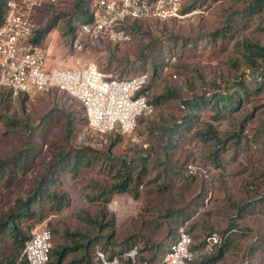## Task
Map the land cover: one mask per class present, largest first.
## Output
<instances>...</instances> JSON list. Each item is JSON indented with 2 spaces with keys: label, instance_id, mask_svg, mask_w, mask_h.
<instances>
[{
  "label": "rangeland",
  "instance_id": "374dc122",
  "mask_svg": "<svg viewBox=\"0 0 264 264\" xmlns=\"http://www.w3.org/2000/svg\"><path fill=\"white\" fill-rule=\"evenodd\" d=\"M16 1L25 6L38 29L51 21L55 22L54 27L44 31L39 40L45 54L44 71L93 63L101 71L116 76L145 73L148 75L145 92L149 100L168 90L181 97L201 93L203 89L211 91L212 83L223 89L228 88L237 81V75L245 83L259 82V91L243 96L244 103L239 104L240 108L226 119L213 121L212 112L208 108L201 109L197 128H192L185 144L161 164L152 160L153 156H160L157 147L161 146V141L156 127L161 123L160 119L168 122L182 115L176 107L179 103L177 98L154 105V115L138 124L132 135L119 136L116 132L99 135L88 128L82 105L66 94L44 91L26 96L24 101L19 100L20 95L11 97L7 105L0 108V116L9 117V120H0V162L27 152L30 169L23 175L17 173L10 187L4 186L6 176L0 177V210L13 206L18 198L27 197L29 190L39 181V176L46 172V166L57 155L75 147H88L101 152L103 156L99 155L100 159L96 158L93 166L85 167L76 174L64 172L58 175L59 185L56 188L66 193L68 205L57 213L45 209V219L40 223H31L30 235L32 231L43 228L88 229L77 220L76 215L81 211H87L91 216L98 215L102 206L100 202L89 201L87 197L94 195V184L105 185L111 181L100 169L103 153L129 159L137 153L148 157L145 160L148 169L146 179L139 187L138 198H133L130 193H116L104 206L114 219L111 241L115 243L132 236L143 242L147 240L150 244L163 241L166 245V229L172 223L164 222V212L180 207L192 209L183 226L191 231L196 242L208 232L222 238L226 227L236 219L232 214L235 206H242L246 201L247 204L256 202L261 195L264 196V81L260 78L254 81L250 70L244 66L237 71L232 68L237 58L235 42L252 37L261 20L260 14L251 10L245 11L243 16L234 14L251 0H182V6L193 4L184 11L199 7L203 13L179 21L146 20L137 23L139 31L132 33V40L122 46H114L103 39L90 41L84 37L78 38L79 24L83 18H79L68 30L65 22L72 18L74 0H26L25 5L23 0ZM261 11L264 12V6ZM228 21L232 25L229 32L231 38L224 43L217 41L215 45L208 42L207 35L226 26ZM74 37L82 44L80 50L71 47ZM182 42L188 43V47L180 55ZM147 46L153 49L156 71L154 66L148 64L142 71L143 49ZM173 52L175 57L169 62L165 61L164 66L161 59L164 62L166 55ZM186 83L191 85V89L186 87ZM67 122L70 123L68 134ZM205 124H211L216 134L225 139L215 165H211L207 159L211 148L201 143L195 134L204 129ZM234 133L238 138L234 139L237 137ZM113 140L118 142L112 145ZM28 147L30 152L27 151ZM252 172H260L262 177L253 178ZM162 182L171 187L167 189L164 185L158 190ZM200 195L205 197L204 203L197 206L202 199ZM261 209H264V204ZM207 211H211L209 215ZM253 217H246L241 222L249 231L248 236L232 243L222 258L213 264H246L251 256L248 250L257 243L261 251L254 261H261V254L264 253V217L261 213ZM172 227L174 231L175 226ZM108 232L103 231L98 235ZM96 233L97 230L91 231L93 235ZM7 246L1 243L0 253L8 254Z\"/></svg>",
  "mask_w": 264,
  "mask_h": 264
},
{
  "label": "trees",
  "instance_id": "16d2710c",
  "mask_svg": "<svg viewBox=\"0 0 264 264\" xmlns=\"http://www.w3.org/2000/svg\"><path fill=\"white\" fill-rule=\"evenodd\" d=\"M7 1L8 0H0V25L2 24L5 15ZM74 1L75 6L72 18L66 19L65 22L68 30L72 29V24L77 22L79 18H83V21L80 23L87 22L89 20L91 5L94 0ZM192 6L193 4H190L187 7L183 5L182 8L183 10H188ZM263 6L264 0H251L241 11L234 12L237 16H243L245 11L251 10L261 16V20L252 37H245L236 41L234 44V53L237 58L234 59L232 68L237 71L240 66H244L250 70V76L254 81L258 78L264 81V12L261 11V7L263 8ZM143 21L146 20L127 19L119 25V28L123 29L130 35L131 41L132 33L139 31L137 23H141ZM155 21L167 22L175 20ZM229 23L230 21L227 22L226 26L210 32L207 35L208 42L215 45L217 41L222 43L228 41L231 38V33L229 32L231 31L232 26L229 25ZM54 24L55 22L51 21L44 27L37 29L33 40L35 42H39L44 31H47L48 28L54 27ZM124 44L126 43L120 44L119 46ZM185 47H188V43L182 42L181 48L179 49L180 55L184 52ZM174 48L176 47L174 46ZM143 50L144 59L142 61V65L144 68H142V71H144L147 64L148 66H156L154 64L155 57L153 56V49L150 46H147L144 47ZM174 52L167 54L164 62L163 59H161L164 66L166 64L165 61L169 62L172 57H175ZM154 71H156V67ZM135 75L136 74H132L126 77L120 74L117 77L120 79H127ZM173 75L175 76L174 78H176L174 73ZM237 77V81H235L231 87L223 89L220 86L215 85V83H212L211 91L203 89L204 91L201 93H193L185 97L179 96L172 90H168L163 95L154 97L152 100H149L146 95L147 101L153 106L156 104H163L164 102H169V100L177 98L179 99V103L176 107L180 110V112H182L180 117L172 118L168 122H165L164 119H160L161 123L156 127L157 131H159V138L161 141V146L157 147L158 150H160V156L155 155L152 157V160L161 164L167 156L173 154L177 149H179V147L185 144L187 134L192 130V128H197L199 122L198 116L201 109L208 108L212 112L211 118L213 121L226 119L233 115L238 108H240L238 107L239 104L242 102L244 103L245 98H243V96L246 97L247 95H251L252 93L259 91V82L245 83L241 76V79L239 78V75H237ZM185 85L188 89H191V85L189 83H186ZM146 89V86H144L138 94H145ZM54 91L58 92L56 90ZM20 96L21 99L19 100L24 101L27 99L26 95ZM10 100V89L0 87V108L5 107ZM154 113L155 107L153 115ZM6 119L9 120L8 115L3 117L0 116V120L5 121ZM145 119H147V117L137 119V125L142 123ZM67 123L66 132L68 134L70 130V123ZM116 133L121 136L120 133ZM195 134L201 143L206 144L209 148H211L209 150V155L207 156L209 163L211 165L217 164V156L224 148L223 144L225 143V139L220 138L216 134V130L211 124H205L204 129L196 132ZM235 135L233 136L235 137ZM236 138H238V136L234 139ZM115 142H118V140H113L112 145H114ZM29 150L30 148L28 147L27 151ZM99 155L102 156V153L88 147H75L70 149L68 152L57 155V157L46 166V172L39 176V181H35L36 183L34 187L29 190L27 197L24 199L18 198L13 206L5 210H0V244H8L7 248L9 251L8 254L0 253V264L17 263L25 243L30 238L29 232L33 226L31 223H40L43 221L46 217L45 209L50 213H57L61 211L63 207L68 205V196L66 193L59 191L56 188L59 185L58 175L64 172L76 174L79 170L85 167H91L97 162L98 158L100 159ZM103 155L104 158L102 159L103 161L101 162L100 169L105 172L111 181L107 182L105 185L94 184V188H96L97 191L95 190L94 195L87 197L89 201H98L102 204V206L99 207L98 215L95 214V216H91L87 211H81L76 215L77 220L82 222V224L86 225L88 228L85 230L77 228L70 230L66 228H52L50 230L51 248L49 252V259L46 264H99L94 255L96 248L101 249L108 256H118L120 264H157L159 256H161V254H163L167 250L168 246L175 240L179 228L183 227L189 234L191 238V250H198L202 248L206 243L207 237L215 234L213 232H208L206 235L202 236L200 241L196 242L194 237H192L191 231L183 226L185 221L188 220L192 209L188 207H180L176 209H166L164 212V222L172 223V225L168 226L166 229L165 238L168 239V243L166 245H164L163 241L156 244H150L147 240L143 242V240H139L138 238L132 236L119 243L112 242L111 237L114 235L111 234V230L115 228L114 219L106 212L107 210L104 206L110 201L112 195L116 193H130L133 198H138L139 187L146 179V171L148 169L145 165V160L148 157L141 155L140 153H137L130 159L124 156L113 157L109 153H103ZM27 158V152H25L22 155L16 154L12 157V159H8V161L0 162V177L6 176L4 180L5 187L11 186V182L17 173L23 175L30 169V166L27 164ZM255 171L256 170L254 169V172ZM254 172H252L253 178L262 177V175H260L262 173L256 172L255 174ZM164 179L167 181V178ZM162 183H160L157 187L158 190H160L161 186L163 187L164 185L167 189L171 187V185L167 186L165 183ZM199 198L202 199L198 201L199 203H197V206H202L205 197H201L200 195ZM208 201L210 200L208 199ZM246 202H243L242 206H235V211L232 214H234L233 216H236V219L233 223L230 222L228 227L224 230L223 233L225 234L222 237L221 243L213 249L210 255L200 257V259L197 260V264L216 263L220 258H222L227 250L231 248L232 243L237 242L240 238H246L249 231L246 230L245 225H241L242 220L246 217L254 218L253 215L258 216L259 213H261L262 217H264V209H261V205L264 204V196L261 195L260 199L256 202L248 204ZM210 212L211 211H207V215H209ZM230 215L231 213L229 216ZM105 220L107 221L104 222ZM172 226H175L174 231ZM95 230H97L98 233L94 235L91 234V231ZM103 231L110 232L106 235H98L102 234ZM101 236H104V238ZM133 246L137 247V256L135 262L131 263L129 260L123 258L122 254ZM259 251L261 250H259L258 243L257 245L255 244L250 247L248 250V254L251 255L249 256L250 262H247L246 264H264V253L261 254V261H257L258 263L254 261L256 260V255ZM19 264L25 263L21 262Z\"/></svg>",
  "mask_w": 264,
  "mask_h": 264
},
{
  "label": "built area",
  "instance_id": "2783aa9c",
  "mask_svg": "<svg viewBox=\"0 0 264 264\" xmlns=\"http://www.w3.org/2000/svg\"><path fill=\"white\" fill-rule=\"evenodd\" d=\"M25 2L22 1L24 5ZM182 3V0H94L89 20L79 24L78 38L103 39L109 44L120 45L130 41V35L119 28L127 19L179 21L203 13L199 7L184 11ZM37 29L25 6L16 0L6 2L0 25V87L9 88L11 97L54 90L64 93L82 105L88 128L99 135L118 132L130 136L136 129L137 119L153 114L154 107L147 101L146 93L138 94L147 83L145 73L120 79L101 71L93 63L44 71V51L40 43L33 40ZM78 38L71 40V47L76 50L82 46ZM50 241L49 229L32 231L16 264H46ZM221 241V237L212 234L202 248L191 250L189 234L179 228L175 240L161 254L157 264H197L200 257L210 255ZM94 255L99 264H120L118 256H108L99 248ZM136 256V246L122 254L131 263Z\"/></svg>",
  "mask_w": 264,
  "mask_h": 264
}]
</instances>
